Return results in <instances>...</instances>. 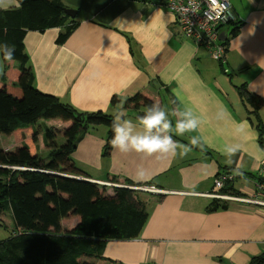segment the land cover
<instances>
[{
  "label": "crops",
  "instance_id": "obj_1",
  "mask_svg": "<svg viewBox=\"0 0 264 264\" xmlns=\"http://www.w3.org/2000/svg\"><path fill=\"white\" fill-rule=\"evenodd\" d=\"M229 1L241 24L235 35L230 34L231 25L220 28L228 40L224 61L183 36L162 0H62L76 11L77 22L64 42L56 43L63 27L29 30L24 37L34 86L78 110L112 115L122 110L140 128L130 109L110 105V98L146 92L161 97V106L167 100L172 107L174 98L173 111L190 109L200 119L196 131L174 138L188 145L190 136H198L203 147H191L187 154L181 148L175 156L122 153L113 146L104 154L105 125L80 136L71 157L92 181H125L162 190L136 191L147 212L140 234L108 240L105 260L98 264H246L251 256L264 253L263 207L228 201L227 207L213 209L214 199L205 195L223 169L240 171L233 186L243 196L252 195L255 179L250 173L260 174L264 158L254 116L237 91L244 84L262 98L258 114L264 121V0ZM3 67L0 57V73ZM156 80L163 86L154 88ZM42 126L61 129L65 123L44 119L32 130ZM7 137L3 148L15 149L17 136ZM231 144H237L238 151L227 164L222 152ZM36 149L45 156V149Z\"/></svg>",
  "mask_w": 264,
  "mask_h": 264
},
{
  "label": "trees",
  "instance_id": "obj_2",
  "mask_svg": "<svg viewBox=\"0 0 264 264\" xmlns=\"http://www.w3.org/2000/svg\"><path fill=\"white\" fill-rule=\"evenodd\" d=\"M65 8L62 0H23L19 9L0 10V41L15 46L13 60L1 57L0 134L14 133L19 142L13 150L0 147V224L11 228L9 236L0 240V264H98L105 260L102 252L108 240L137 237L147 218L144 204L135 195L138 190L113 187L108 193L102 185L76 178L86 177L71 157L80 136L89 128L107 126L104 154L109 153L114 115L78 110L34 86L24 37L29 30L63 27L56 43L64 42L77 24L75 17L65 14ZM240 24L237 19L228 24L231 35ZM237 91L242 103L250 107L248 114L254 116L264 149V121L258 114L263 100L244 84L237 86ZM116 103L139 110L162 101L161 97L137 92L125 98L113 95L110 105ZM175 105L172 98V107ZM44 119H59L65 126L32 130ZM58 135L64 139L61 144ZM37 146L45 149V156L36 151ZM219 172H231L235 178L240 173L235 169ZM250 177L261 180L255 173ZM226 191L242 195L233 181L221 189ZM214 201L210 208L227 207V201ZM246 264H264V253L251 256Z\"/></svg>",
  "mask_w": 264,
  "mask_h": 264
},
{
  "label": "clouds",
  "instance_id": "obj_3",
  "mask_svg": "<svg viewBox=\"0 0 264 264\" xmlns=\"http://www.w3.org/2000/svg\"><path fill=\"white\" fill-rule=\"evenodd\" d=\"M23 0H0V10L12 7L19 9ZM15 46L0 41V57L11 61L14 59ZM176 116L175 124L169 118V113L159 103L147 106L143 115L139 117L141 127L138 128L133 120L125 118L123 111L117 112L112 121L111 145L116 150L127 153L134 151L144 155L159 153L175 156L178 149L187 154L191 147H203L198 136H190L188 145H181L174 136L183 137L198 129L200 119L190 109H176L172 113ZM237 131H240L239 126ZM238 151L237 144L226 145L222 155L225 163L230 164L232 157Z\"/></svg>",
  "mask_w": 264,
  "mask_h": 264
},
{
  "label": "built area",
  "instance_id": "obj_4",
  "mask_svg": "<svg viewBox=\"0 0 264 264\" xmlns=\"http://www.w3.org/2000/svg\"><path fill=\"white\" fill-rule=\"evenodd\" d=\"M163 4L168 11L174 14L183 36L202 45L212 58L224 61L226 46L219 39L220 28L236 20L229 0H165ZM258 175L261 180L255 181L253 194L243 196L229 191L221 192L225 184L233 181L235 176L231 172H218L213 179L212 189L205 192V195L221 201H242L264 208V158L261 161ZM94 182L102 186H122L152 194L162 192L161 189L152 185H130L115 181Z\"/></svg>",
  "mask_w": 264,
  "mask_h": 264
},
{
  "label": "rangeland",
  "instance_id": "obj_5",
  "mask_svg": "<svg viewBox=\"0 0 264 264\" xmlns=\"http://www.w3.org/2000/svg\"><path fill=\"white\" fill-rule=\"evenodd\" d=\"M153 85V84H152ZM151 85V86H152ZM153 87L154 88H156L155 87V85H153ZM166 101V104H164V105H162V107H164V109L169 113V118L172 120L173 119V116H172V113H173V108L171 107V104L169 105V101H167V100H165ZM129 114H130V116L131 117H136V110H132V109H130V112H129ZM98 127H105L104 125H99ZM96 128V127H95ZM59 136H61V135H58V137H57V142H58V144H61V143H63L64 142V139H63V137L61 136V137H59ZM4 143H9V140H8V137H7V135H4V134H0V147L1 148H3V146H4ZM4 149V148H3ZM36 151H38L37 149H36ZM41 152V151H40ZM88 181H91V182H94L95 180H91L90 178H88ZM123 182V181H122ZM95 183V182H94ZM125 183V182H124ZM105 186V188H106V192H108V191H110V190H112L113 189V187L114 186H111V185H104ZM119 187H122V186H119ZM10 232H11V228H9V227H5V226H3V225H1L0 224V240H3V239H5L6 237H8L9 236V234H10Z\"/></svg>",
  "mask_w": 264,
  "mask_h": 264
},
{
  "label": "water",
  "instance_id": "obj_6",
  "mask_svg": "<svg viewBox=\"0 0 264 264\" xmlns=\"http://www.w3.org/2000/svg\"><path fill=\"white\" fill-rule=\"evenodd\" d=\"M162 1H165V0H162ZM64 12L65 14H67L68 16L74 18L76 16V11L74 9H71V8H65L64 9ZM219 39L221 41H224L226 39V35L224 34V32H220L219 33ZM153 85H155L156 88H159L160 85L156 82V81H153L152 82ZM144 113V111H139L137 114H136V118L139 119L140 116H142ZM76 178H79V179H85V180H88V177H84L83 176H78Z\"/></svg>",
  "mask_w": 264,
  "mask_h": 264
}]
</instances>
